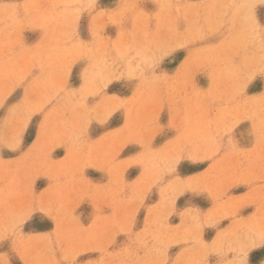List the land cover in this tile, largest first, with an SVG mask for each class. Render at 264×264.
Here are the masks:
<instances>
[{
    "label": "rangeland",
    "instance_id": "rangeland-1",
    "mask_svg": "<svg viewBox=\"0 0 264 264\" xmlns=\"http://www.w3.org/2000/svg\"><path fill=\"white\" fill-rule=\"evenodd\" d=\"M244 4L0 0V264L264 261V36ZM181 154L196 179L160 187Z\"/></svg>",
    "mask_w": 264,
    "mask_h": 264
},
{
    "label": "snow or ice",
    "instance_id": "snow-or-ice-1",
    "mask_svg": "<svg viewBox=\"0 0 264 264\" xmlns=\"http://www.w3.org/2000/svg\"><path fill=\"white\" fill-rule=\"evenodd\" d=\"M244 7H246L249 11V15L253 20V26L255 28H258L261 32V35L264 36V16L261 17V20L259 21V23L256 22L255 20V11L256 8L259 6L262 9H264V0H261V3L258 5L256 3V0H245V4L243 5ZM167 55V53H161L155 60L154 63L152 65V71L149 73V75H155V74H163V69L162 67H158V65L160 64V61H162L164 59V56ZM72 78L75 81V73H72ZM261 79H264V69H262L258 74H257ZM81 76L83 77V79L86 81V77H84V74L81 73ZM245 85L248 83V80H245ZM87 87V83L86 82H81L80 86L78 89H76L77 92H83L85 90V88ZM262 98H264V95H262ZM95 101L98 102L99 101V97L97 96L95 98ZM2 107H7V106H2ZM51 107V105H49V108ZM48 109H45V112ZM43 113L41 114V116H38V119H40L42 117ZM23 132V129H21V134ZM2 145L4 147H7L9 145V143H11L12 141L9 139L8 136V132L7 129L5 128L4 130V134L2 137ZM154 150H155V146H153ZM134 159V158H133ZM185 159H190V157H186L184 155H178V156H174L171 164L169 165V171H171V175H167L165 178H162L161 183H160V187H164L167 185H174V186H178L177 182L179 183H184V184H191L196 178L195 177H184L182 174V171L178 172L177 171V166L180 165L182 160ZM186 191L188 190L187 188L185 189ZM193 191H195L193 189ZM33 207L34 209L38 207L37 203L34 201L33 202ZM262 250H264V237L261 238V242L258 245ZM252 248L257 247V245L255 243H253L251 245ZM248 248H245L239 258V262L235 261V260H217L214 262V264H253L252 260L248 258ZM210 264H212V262H210ZM256 264V262H255ZM260 264H264V261H261Z\"/></svg>",
    "mask_w": 264,
    "mask_h": 264
}]
</instances>
